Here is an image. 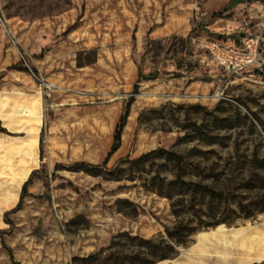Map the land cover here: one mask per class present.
<instances>
[{
    "label": "rangeland",
    "instance_id": "374dc122",
    "mask_svg": "<svg viewBox=\"0 0 264 264\" xmlns=\"http://www.w3.org/2000/svg\"><path fill=\"white\" fill-rule=\"evenodd\" d=\"M232 1L0 0V264H127L182 218L202 226L156 264H264V40L235 82L189 44L264 23V0ZM175 156L221 196L175 182Z\"/></svg>",
    "mask_w": 264,
    "mask_h": 264
},
{
    "label": "trees",
    "instance_id": "16d2710c",
    "mask_svg": "<svg viewBox=\"0 0 264 264\" xmlns=\"http://www.w3.org/2000/svg\"><path fill=\"white\" fill-rule=\"evenodd\" d=\"M241 0H233L231 4L240 2ZM15 68V67H12ZM142 74L139 73V78H141ZM138 86L135 85L134 92H137ZM133 99L130 98L126 105L124 112L120 115L118 122L114 129L113 134V141L112 145L106 154L103 165L107 164L110 157L119 149L122 141V132L126 125L127 118L129 115L130 106ZM165 151L163 149H155L152 150L144 155H142L137 161H142L150 156H154L156 154H163ZM40 157H43V148H42V139L40 140ZM177 163L179 164V169L176 174V180L175 182H178L181 186H185L187 188H193V189H202L206 191L211 196H221L220 192H217L215 189H213L210 186L201 185L199 183L188 181L185 178H183V165L180 163L179 157L175 156ZM29 180L26 181L21 189V198L25 195L27 192ZM179 203L172 202L171 209L172 212L180 218L181 211L178 209ZM221 221L217 220L211 223H207L205 226H215L219 224ZM202 225H199L195 220L191 219L188 221H185L183 218L180 219L176 224H174L172 227L166 228V238H160L158 240L156 239H144L138 236H133L132 239H137L139 243L144 244L145 247L142 250L138 251H131L127 254V264H156L157 262L167 259L168 257L172 256L176 251V246L179 244H185L189 241L190 236L197 231ZM118 258V253L110 251L107 255H103V250H100L98 252L92 253L86 257H74L72 261L74 264H78L79 262L82 263H92L98 260H102V264H112L111 261ZM145 262V263H144ZM20 264V263H16Z\"/></svg>",
    "mask_w": 264,
    "mask_h": 264
},
{
    "label": "built area",
    "instance_id": "2783aa9c",
    "mask_svg": "<svg viewBox=\"0 0 264 264\" xmlns=\"http://www.w3.org/2000/svg\"><path fill=\"white\" fill-rule=\"evenodd\" d=\"M264 40V23L247 35L212 37L195 31L189 37L191 47L204 51L219 67L228 82L255 76L262 71L261 45ZM262 74L258 73V76Z\"/></svg>",
    "mask_w": 264,
    "mask_h": 264
},
{
    "label": "bare ground",
    "instance_id": "6f19581e",
    "mask_svg": "<svg viewBox=\"0 0 264 264\" xmlns=\"http://www.w3.org/2000/svg\"><path fill=\"white\" fill-rule=\"evenodd\" d=\"M235 230H239V228L238 227L237 228H230V229L229 228H215V229H210V230H207V231L200 232L198 234V237L227 234V233L233 232Z\"/></svg>",
    "mask_w": 264,
    "mask_h": 264
},
{
    "label": "crops",
    "instance_id": "0c3cea01",
    "mask_svg": "<svg viewBox=\"0 0 264 264\" xmlns=\"http://www.w3.org/2000/svg\"><path fill=\"white\" fill-rule=\"evenodd\" d=\"M238 3V2H237ZM207 35H209V34H207ZM229 35V34H228ZM228 35H226V36H228ZM236 36H241V35H236ZM217 37H219V38H224L225 36H217ZM209 59H210V57L204 52V51H202Z\"/></svg>",
    "mask_w": 264,
    "mask_h": 264
}]
</instances>
